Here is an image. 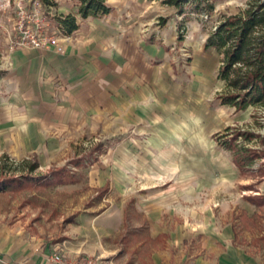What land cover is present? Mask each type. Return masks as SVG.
I'll return each mask as SVG.
<instances>
[{"label":"crops","instance_id":"obj_1","mask_svg":"<svg viewBox=\"0 0 264 264\" xmlns=\"http://www.w3.org/2000/svg\"><path fill=\"white\" fill-rule=\"evenodd\" d=\"M56 2L60 17L73 13L78 23L64 53L3 50L10 65L0 69V153L12 160L32 155L41 166L58 160L86 129L148 122L152 135L120 143L118 168L105 169L98 186L108 185L111 194L101 211L77 213L52 237L18 219H0V264H59L55 252L117 264H264V244L257 250L239 243L249 238L238 233L239 219L192 210L201 185L191 188L189 170L171 179L170 162L188 160L191 145L196 159L210 154L201 137H187L192 126L201 133L206 124L205 97L195 92L205 86L179 73L158 41L147 0H106L109 12L88 17L75 0Z\"/></svg>","mask_w":264,"mask_h":264},{"label":"rangeland","instance_id":"obj_2","mask_svg":"<svg viewBox=\"0 0 264 264\" xmlns=\"http://www.w3.org/2000/svg\"><path fill=\"white\" fill-rule=\"evenodd\" d=\"M214 1L215 9L211 14L196 12L188 7L184 14H179L174 6L164 3L163 0H147L145 5H148L149 14L154 20L152 27L161 30L155 32L161 37L158 41H163L161 44L168 49L179 73L189 77L191 84L194 85L195 80L200 79L196 83H204L205 86L203 90V86H200L195 92L205 97V106L200 111L206 110V124H201V133H198L192 126L194 120L191 119V135L187 137L192 138V141L196 136L201 137L204 143L202 147L210 154L196 159L194 146L191 145L188 160L170 162V168L176 169L171 179L177 181L178 177L181 178L182 167L189 170L191 188L201 185L197 193L191 196L189 204L192 210L198 208L204 216L212 212L239 219L238 233L249 235V238L239 239V243L248 244L258 250L264 244V205L253 203L247 196H259L258 200L264 197V106L238 110L232 105L223 104L218 95L225 87V82L218 78L221 55L214 48H206L209 35L224 15L243 10L249 0ZM40 2L41 5L36 0H0V69L4 70L10 65L4 59L3 50L6 46L10 48L15 35H18L16 27L23 17L25 25L35 32L57 31L56 22L60 24L59 9L56 6L58 2L54 0L56 4L52 6L45 5L41 0ZM145 123L144 127L134 124L128 125L126 129H86L75 143L62 147L63 152L58 160L43 161L32 172L28 170L23 159L12 160L9 157L14 165L7 171L0 169V184L9 176H31L25 181L30 185L19 189L0 190V219H18L33 231L43 228L52 237L66 227L77 213L87 210H94L93 213L101 211L98 206L108 203L106 198L111 197L110 191L103 195L98 191V186L104 184L107 178L103 172L108 167L118 168L117 155L121 142L130 140L134 144L152 135V129L148 127L150 123ZM227 128H231L229 138L234 132H255L251 139L243 134L233 141L238 147L247 146L259 152V157L252 164L242 169L236 164L234 152L223 144L227 137ZM128 147L134 148V145ZM3 155L1 152L0 158ZM79 159L77 165L76 160ZM27 160L34 162L35 158L31 155ZM59 166H67L74 171L83 172L84 175L77 183L45 184L44 180H40L51 168ZM194 171H198L199 176ZM168 181L165 179L160 185H165ZM114 187L116 188L115 185ZM248 203L252 206L247 205ZM190 221L193 223L192 218ZM180 249L181 247H176L177 251Z\"/></svg>","mask_w":264,"mask_h":264},{"label":"trees","instance_id":"obj_3","mask_svg":"<svg viewBox=\"0 0 264 264\" xmlns=\"http://www.w3.org/2000/svg\"><path fill=\"white\" fill-rule=\"evenodd\" d=\"M41 1L48 6L56 4L54 0ZM163 2L174 6L179 14H184L187 7L205 14H211L215 9L214 0H163ZM77 3L78 13L83 17L98 16L111 10L106 0H77ZM59 22L67 32L78 27L76 15L73 13L61 16ZM210 47L216 48L221 55L218 78L225 82L224 89L218 93L221 102L232 105L238 110L251 106L258 108L264 106V0H249L243 10L224 15L207 39L206 48ZM1 74L2 70H0ZM230 129L227 128V137L223 144L234 152V160L242 169L252 164L255 158L259 157V152L247 146L238 147L233 141L238 135L243 134L247 139H251L255 132H234L229 138ZM76 161L79 165L80 159ZM24 164L30 172L39 166L36 159L34 162H28L26 158ZM13 165L8 155L0 158V169L7 171ZM83 175V172L74 171L67 166H59L51 168L47 174L40 177V180H44L45 184L77 183ZM30 178L31 176L6 177L3 184H0V190L7 191L9 188L19 189L30 185L25 182ZM98 191L100 195L105 194L108 185L98 188ZM247 197L255 204L264 205V197L262 200H258L259 196Z\"/></svg>","mask_w":264,"mask_h":264},{"label":"built area","instance_id":"obj_4","mask_svg":"<svg viewBox=\"0 0 264 264\" xmlns=\"http://www.w3.org/2000/svg\"><path fill=\"white\" fill-rule=\"evenodd\" d=\"M41 5L40 0H36ZM24 17L16 27L18 35L10 44V49L15 48H35L42 51L53 50L64 53L67 49L68 42L71 39L70 33L63 30L61 24L56 22L57 31L52 33L38 32L28 28L25 25ZM53 261L59 264H117L112 259L100 255H82L78 258L71 259L62 252H55L51 255Z\"/></svg>","mask_w":264,"mask_h":264}]
</instances>
